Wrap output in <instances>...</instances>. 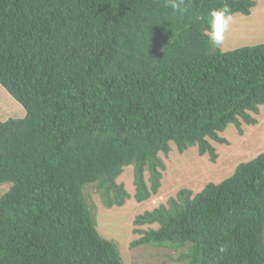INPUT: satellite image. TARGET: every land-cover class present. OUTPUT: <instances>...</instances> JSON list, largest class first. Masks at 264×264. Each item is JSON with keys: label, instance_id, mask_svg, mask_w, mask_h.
Instances as JSON below:
<instances>
[{"label": "trees", "instance_id": "obj_1", "mask_svg": "<svg viewBox=\"0 0 264 264\" xmlns=\"http://www.w3.org/2000/svg\"><path fill=\"white\" fill-rule=\"evenodd\" d=\"M254 0H0V86L25 110L0 121V264H123L96 230L85 189L106 209L160 187L164 163L264 104V43L211 45L210 13L247 16ZM146 175V179L143 174ZM148 182V183H147ZM129 246L176 264H264V152L199 193L180 189L134 217Z\"/></svg>", "mask_w": 264, "mask_h": 264}, {"label": "rangeland", "instance_id": "obj_2", "mask_svg": "<svg viewBox=\"0 0 264 264\" xmlns=\"http://www.w3.org/2000/svg\"><path fill=\"white\" fill-rule=\"evenodd\" d=\"M255 6L249 15H231L228 29L223 34L219 48L231 51L240 47L264 43V0H254ZM25 110L0 86V121L21 119ZM254 125L241 124L242 134H237L232 125H227L219 134L226 144L210 141L215 149L216 159L210 162L207 155L199 156L195 146L188 147L178 154L173 145L167 156L160 154L164 171L160 177V187L155 195L137 203L133 199L134 187L131 165L123 168L117 178L129 194L123 206L105 208L98 194L92 187L85 193L92 207L96 230L99 235L111 241L118 249L123 264H176L179 253L151 246L130 248L129 244L139 237L134 230L156 228V225L135 227L132 222L135 216L151 211L165 204L169 197H174L180 189L191 191L192 196L200 192L205 183L216 184L229 177L239 163L247 162L264 152V104L259 107ZM146 179V173L143 174ZM147 181V179H146ZM148 183V182H147ZM10 184L0 185V196L7 192Z\"/></svg>", "mask_w": 264, "mask_h": 264}, {"label": "clouds", "instance_id": "obj_3", "mask_svg": "<svg viewBox=\"0 0 264 264\" xmlns=\"http://www.w3.org/2000/svg\"><path fill=\"white\" fill-rule=\"evenodd\" d=\"M182 0H166L168 7L172 8L174 11L180 9V3ZM210 36L209 40L211 45L219 47L223 41V34L228 29L229 20L231 19L229 10L227 8L215 9L210 13Z\"/></svg>", "mask_w": 264, "mask_h": 264}]
</instances>
